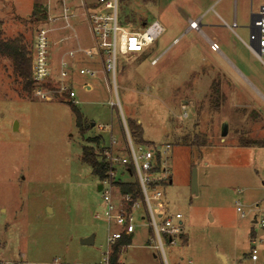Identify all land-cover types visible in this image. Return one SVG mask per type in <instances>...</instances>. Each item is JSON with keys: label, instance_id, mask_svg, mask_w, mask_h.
Wrapping results in <instances>:
<instances>
[{"label": "rangeland", "instance_id": "1", "mask_svg": "<svg viewBox=\"0 0 264 264\" xmlns=\"http://www.w3.org/2000/svg\"><path fill=\"white\" fill-rule=\"evenodd\" d=\"M226 1L232 6L233 0ZM45 4L0 0L2 37L22 34L32 42ZM198 15L201 0H119L122 26L135 29L156 20L163 32L140 52L120 53L117 43L114 76L99 61L71 59L74 105L23 90L11 59L0 57V264L100 260L106 228L94 218L101 203L99 179L81 162L80 148L96 135L108 145L113 133L120 154L129 155L119 119L122 125L123 119L136 120L143 140L161 147L170 182L160 188L162 198L151 203L155 211L180 212L184 226L182 241L163 240V254L150 241L149 218L136 214V229L120 264H174L181 258L192 264H224L219 255L227 259L225 264H264V229L251 222L264 209V147L239 146L241 139L264 141V66L242 42L249 40V22L233 33L222 28L214 9L207 10L203 21L221 25L215 30L216 52L200 27L187 29L186 17ZM81 30L80 40L90 43L88 31ZM153 58H158L155 64ZM92 63L96 75L77 73V67ZM71 105L94 123L83 136ZM193 134L199 146L184 145L182 138L191 140ZM194 168L196 194L191 191ZM236 200L244 217L236 211ZM91 234L93 244H82ZM252 250L254 260L248 255Z\"/></svg>", "mask_w": 264, "mask_h": 264}, {"label": "built area", "instance_id": "2", "mask_svg": "<svg viewBox=\"0 0 264 264\" xmlns=\"http://www.w3.org/2000/svg\"><path fill=\"white\" fill-rule=\"evenodd\" d=\"M81 18L87 27L91 38L90 46L73 44L76 35L67 34L58 42H64L67 49L55 62L54 58V31L57 29L74 30L72 20ZM35 27L34 35L30 46V73L32 79V90L35 97L51 101L53 99L76 104V93L72 88L71 77L74 74L75 65L71 59H97L107 72L114 76L116 46L120 53L142 51L150 46L163 32L162 25L153 20L144 23L142 27L130 29L122 26L119 19V0H46L44 17L39 20ZM60 25L57 26L56 24ZM200 20L195 19L189 22V27L198 29ZM235 23L231 25V29ZM119 35L117 37V33ZM261 65L264 66V4H261L257 13L252 18L248 42L242 41ZM209 48L212 51H219V45L209 40ZM158 58L151 60L155 64ZM77 73L85 76L96 75L93 66L77 67ZM88 91V87L83 88ZM112 105V102H110ZM123 126L126 137V148L129 155L120 154V146L116 136L110 133L108 145L103 146L102 154L108 164L105 176L99 180L101 185L100 209L95 212L94 218L102 220L105 224L106 248L102 252L100 260L95 264H113L112 253L116 245L123 237H132L136 229V214L141 220L149 218L148 225L152 228L153 235L150 239L155 243L154 247L164 254L163 243L167 237L169 244L175 243V237L183 233L182 214L176 212L173 216L162 208L154 210L151 200L157 201L162 198L161 187L170 182L169 170L166 161L162 157L161 147L134 143L126 123L123 119ZM99 130L104 126L99 125ZM130 165L133 168L138 180L140 191L137 193L121 192L117 181H125L122 173H127L125 167ZM123 169V172H121ZM236 211L244 217L241 201L236 200ZM261 216L252 217L255 224L264 229V209ZM256 239L252 240L254 242ZM263 240V239H262ZM260 241V239H259ZM128 245L122 243L119 246L120 257L118 264L122 263L120 258L122 252ZM251 259L256 255L251 252ZM42 264H67L58 258ZM165 264H168L165 260ZM176 264H192L182 260Z\"/></svg>", "mask_w": 264, "mask_h": 264}, {"label": "trees", "instance_id": "3", "mask_svg": "<svg viewBox=\"0 0 264 264\" xmlns=\"http://www.w3.org/2000/svg\"><path fill=\"white\" fill-rule=\"evenodd\" d=\"M35 14H33V16ZM30 46H31V42L25 41V38L22 34L16 37L4 38L2 37V34L0 32V57H8L11 59L14 73L16 74L17 77L21 79L22 88L27 92L32 89V83H33L30 73ZM71 109L75 114V118H74L75 126L78 129L79 133L83 136V134L87 133L92 129L91 124L93 122L86 120L84 116L73 105H71ZM119 122L121 125V127L119 125V129L125 140L126 139L125 132L120 119ZM125 123L129 131V134L133 140H135L137 143L152 145V143H150L149 141L143 140L141 126L136 120L125 119ZM196 136L197 135L193 134L194 138L191 140H189L188 136L183 137L182 138L183 144L189 146H199V142H197ZM105 145L106 144L104 138L101 135H96L93 137H88L85 143L82 144L80 148L81 162L87 164L90 167L91 172L95 174L99 180H101L105 176L106 171L108 169V164L105 161V157L102 154V149L103 146ZM239 146L264 147V141L262 140L248 141L245 139H241L239 141ZM125 171L127 173L126 174L122 173V174L123 176H129V179L127 180L125 179V181H121V179H119L117 181V185L119 186L121 192L138 193L140 191V187L138 180L135 176V173L133 171V168L130 165H127L125 167ZM121 172H123V169H121ZM250 235H251V231H250ZM179 238H181L182 241L183 234H179ZM130 239H131L130 237H123L118 243V245L115 246L111 258L113 264H118V259L120 257L119 246L122 243L129 245Z\"/></svg>", "mask_w": 264, "mask_h": 264}, {"label": "crops", "instance_id": "4", "mask_svg": "<svg viewBox=\"0 0 264 264\" xmlns=\"http://www.w3.org/2000/svg\"><path fill=\"white\" fill-rule=\"evenodd\" d=\"M53 1L55 2L56 0H53ZM253 2L254 0H241L240 2L239 0H233L232 6H231L230 1H226V0H201V15H198L196 18H190L187 16L186 17L187 29L190 28L189 22L191 20L199 19L200 20L199 27H200L201 36L205 39L208 46H209V40H212L217 43L216 41L217 33L215 32V30L219 28V26L221 25H222V28H227L229 31L233 33H234V30L233 28L231 29V25L233 23H235V27H239V26H244L246 23L249 22V25H250L249 27L251 28L252 18L257 13L259 6L261 4H264V0H258V2H255L257 5L255 9L253 7L254 5ZM216 7H218L219 9L216 10ZM212 8L214 9L216 18L222 23L221 25L217 24L216 20L213 21L210 19H206L205 21H203V18L206 16L207 10L209 9L213 10ZM239 18L241 20L240 21L241 23H239L238 21ZM144 23L145 22H143L142 25H144ZM72 24L74 25L73 31L63 30V29H57L54 31L53 38H54V41L57 42L53 46L55 62H57L59 56L63 54L65 50L67 49V46L65 45L64 42H58L60 39L64 38L67 34L69 35V34L74 33L76 35V39L73 41V44L75 43V45L87 46L86 44L88 45L91 44V42L88 43V41L84 42L80 40V37H79L81 33L80 31H83L81 30V28L87 30V27L85 26L84 22L81 21V18H76L72 20ZM56 25L59 26L60 24L57 23ZM94 61H98V60L94 59ZM95 65L96 64L92 63V66H95ZM252 221L253 219L251 220V222ZM150 233L151 235H153L152 230L150 231ZM132 237L130 239V242L132 241ZM165 241L169 243V240L167 237L165 238ZM251 252H253V250ZM251 252L248 253V255H250ZM219 256L222 258V262L225 264L227 262V259L223 255H219ZM180 260H182V258L179 259V261L176 260L174 264L180 262ZM239 261L240 260L238 259L236 262L239 263Z\"/></svg>", "mask_w": 264, "mask_h": 264}, {"label": "water", "instance_id": "5", "mask_svg": "<svg viewBox=\"0 0 264 264\" xmlns=\"http://www.w3.org/2000/svg\"><path fill=\"white\" fill-rule=\"evenodd\" d=\"M91 126L93 127L94 124L92 123ZM226 131H227V123L226 122H223L222 126H221V135L224 136L226 134ZM101 189V185L98 184L97 186V190L100 191ZM191 191L196 194L197 193V172H196V169H192V172H191ZM94 242V235L91 234L90 236L88 237H85L81 240V243L82 244H93Z\"/></svg>", "mask_w": 264, "mask_h": 264}]
</instances>
